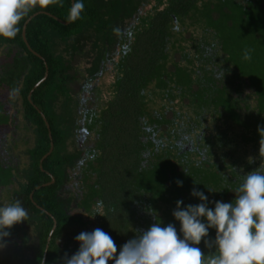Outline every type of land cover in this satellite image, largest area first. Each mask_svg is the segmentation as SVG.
I'll return each instance as SVG.
<instances>
[{
	"label": "flooded vegetation",
	"instance_id": "af4514ba",
	"mask_svg": "<svg viewBox=\"0 0 264 264\" xmlns=\"http://www.w3.org/2000/svg\"><path fill=\"white\" fill-rule=\"evenodd\" d=\"M150 1L155 0H90L89 5L95 9V13L84 19L81 29L72 37H68L66 44L60 40L59 46L56 47V54L59 52L66 61L67 69L64 72L66 80L57 94L43 93L44 110L36 109L39 115L41 112L40 116L47 128L44 137L40 135L34 122L25 112L27 107L22 103V97L17 89L19 79L13 78L15 81H12L7 76L15 59L19 60L23 56L19 52L20 50L22 52V49L17 45L9 46V43L0 38V81L6 85V93L10 90L14 93V96L8 99L12 110L4 113L8 118L7 125L13 129L12 132H15V135H10L11 131L7 132V125H0L2 128L5 127L4 133L2 131L0 133L3 137L2 145L5 147L2 151L8 156V163L2 167L10 169L9 183L0 186V206L16 201L15 193L18 189L25 187L29 178L32 177L39 147L47 145L48 148L40 157L38 166L49 180L41 182L36 189L42 190L50 185L56 187L54 194L57 206L63 211L67 224L62 223L63 230H60L61 232L54 238V249L59 252H69L68 257H71L79 248V243L74 237L81 232H91L96 228L103 230V220L110 210V207L103 202L104 190L97 180L102 153L100 144L104 117L113 100L115 83L122 72L118 63H124L127 55L132 51L138 33L145 29L148 20L146 17L152 11L150 7L154 5V2L150 5ZM162 1L164 7L169 5L175 7V4L172 5L173 0ZM102 9H105V13ZM173 16L175 15L172 14L171 17L173 21L170 25L171 31L176 29L184 31ZM12 46L19 51L14 52L10 63L8 61L4 63L6 59L3 60L1 56L10 54L11 50L7 49ZM199 47L198 50L206 49L202 52L205 59H200L201 63L205 64V69H210L212 74H215V67L219 66L223 73L217 78L226 79L228 87L231 83L235 84L230 95L235 104L239 105L237 108L239 115L244 118L246 115L253 125L262 121L264 129V121L254 119L252 114L253 110H256L258 115V110L253 107V100H251L254 91L232 71L227 74V71L224 72L227 65L221 63V53L216 59L212 56L217 49L216 45L213 47L207 45L213 51L212 55L209 54L210 56L206 55L208 52L206 45ZM176 51L180 53L179 50ZM31 52L43 59L36 51L31 50ZM184 54L185 57L189 56ZM173 57L168 56L173 62L181 61L180 64H182L185 61L183 55L178 61ZM211 58L213 64L202 62ZM74 59H76L75 63L71 64ZM200 65L197 62L194 66L191 65L192 73L186 77L189 83L185 87L181 86L185 92L184 96L179 95L181 89L173 88L174 83L169 84L171 86L167 91L176 95L173 98L170 96L166 98L167 101H171L172 106H166L161 112L149 106L148 110L142 112L139 117L137 130V139L141 144V148L137 151L139 178L140 173L144 171V163L150 158L157 160L161 158L152 156H171L170 167L164 168L165 181L162 184L163 189H160V197L155 194V191L159 192V190L153 189L152 193L147 186L138 189L142 190L132 203L133 210L131 220L128 221L129 225L127 227L126 214L121 226L120 238L116 241L121 246L132 239L137 231L147 230L155 222H160L162 227L169 223L174 224L179 235V222L172 215L176 208V201H183L181 209L189 204H199V198L190 195L192 189L196 188L204 192L209 202L218 200L231 202L234 199L233 190L241 181L242 175L264 168V131L260 132V138H255L257 134L253 132V129L250 131L247 128V132L246 128L231 120L233 111L226 114L222 105L215 106L213 87L211 91L206 92L205 82L199 81L204 68ZM225 75L231 77L225 78ZM9 82H14L16 87L10 88ZM74 82H76L75 86ZM35 89L31 88L28 92L29 101ZM235 89H241V92L238 91L237 94ZM196 92L200 93L196 94ZM197 95H202V104L198 103ZM167 111H171L170 118L166 116ZM161 113L165 120L161 118ZM48 116L54 117L52 130L47 120ZM155 116H158L160 120L156 121ZM163 125L165 129L161 128ZM243 125L246 127V121ZM248 133L253 138H249ZM49 157L56 158L55 176L50 173L48 166L42 167L43 160ZM0 164H3L1 159ZM150 172L151 170L148 169L147 175ZM178 181L182 182L181 186H178ZM32 195L33 192L29 197L31 198ZM45 195L43 199L46 204ZM98 201L103 202V208H97ZM36 206L46 215H50L52 220L54 219L49 211L37 204ZM208 206L214 208V203H209ZM30 224L31 226H28L25 221H22L14 224L12 229L6 230L9 235L0 238V264H12L18 258H23L24 264H32L39 247V224ZM53 225L52 222L49 233ZM56 227L55 220V227L46 238L42 254L43 258L45 252L43 264H46L47 250ZM48 237L49 241H47ZM214 237L215 229H209V235L204 239L211 240ZM4 239L5 244H3ZM34 239L36 243L33 247L31 242ZM204 239L196 246L202 251L205 249L209 251L204 245ZM20 240H23L22 244Z\"/></svg>",
	"mask_w": 264,
	"mask_h": 264
},
{
	"label": "trees",
	"instance_id": "16d2710c",
	"mask_svg": "<svg viewBox=\"0 0 264 264\" xmlns=\"http://www.w3.org/2000/svg\"><path fill=\"white\" fill-rule=\"evenodd\" d=\"M197 2L198 0H173L172 5L175 4V7H177V5L179 7L177 10L176 8L170 7V3L167 4L169 5L167 7L163 5L152 10L146 17L148 20L145 29L138 33L132 51L129 54L137 59L132 57L128 64L125 62V68H122L120 77L116 81L113 100L109 104L104 117L103 133L100 144L102 153L97 177L98 182L100 185L102 184L101 186L104 190L103 202L110 207V210L103 220V231L111 235L115 243L120 238L119 234H121L120 231H122L121 226L125 220V215L127 214L128 216L127 222L130 221L133 210L132 203L138 194H140L139 190L136 189V184L139 180L138 153L134 152H137L138 149L141 148L140 141L137 139V130L139 117L142 114V104L145 106L149 103L150 107L154 109L156 107L155 110L159 111L160 109L162 111L166 106H172V103H170L171 101H167L166 98L169 96L172 98L176 96L167 91L171 85L168 84V82H170L168 81L169 78L165 76L166 72L169 70H167L163 58H167L168 56L172 58L173 53L176 51V48L174 51L170 50L174 37L178 42L177 50L184 51L182 46L187 45L184 43L186 39L182 36V40L180 41V36L178 35H183L184 32L187 31V26H181L184 28V31L177 29L175 33L178 32L179 34L174 33L171 38L168 33L173 31H171L170 28V25L173 24L171 18L172 14L175 15L178 22L180 20L183 22L185 21V10L188 12ZM83 3L85 5L84 11L81 14V18L75 22L62 24L45 13H39L34 16L28 22L25 30V39L29 48L26 46L22 36V26L25 20L30 15L44 10L60 20L67 22L68 9L72 4L71 0H60L58 4L49 6L46 9L37 8L33 10V12L21 22V30L15 38H2V40L9 43V46L17 45L22 49V52L21 50L19 52L22 53L23 56L20 57L19 60L18 58L15 59L13 66L7 72V76L12 81H15L16 78L19 79L17 89L22 97V103L27 107L25 112L27 116L30 117L31 121L34 122L38 132L43 137L46 135L47 128L36 109L44 110L43 104L45 105V100L43 96L45 92H55L57 94L66 80L64 74L67 69L66 61L63 60L62 57L59 58V52L56 54V47L59 46L60 40L64 41L66 44L68 37H72V35L76 34L81 29L84 19L91 17L92 14L95 13V9L89 5L90 0H83ZM202 24V28L196 27L192 29V31L197 30L193 32L194 34L192 33L193 37L191 41H189V44L193 47L191 52H193L192 56L194 63L197 62V64H201L200 66H203L204 70L205 64L201 63L200 57L202 56V52H205L206 49L201 48L198 50L197 46L209 45L213 47L216 45L217 48L220 49V44L223 42L219 39L217 31L211 28L209 22L203 20ZM212 29L213 31H211ZM178 46L180 47L178 48ZM30 49L40 54L43 59L33 54ZM167 51H169L170 55L167 54ZM181 53L185 61H183L182 66H180L181 61L174 62L175 65L177 64L176 66L174 65V70L175 67H186L185 70L187 71L185 72V76L188 77L189 74L192 73V69L190 68L192 66L187 64L188 58L185 57L184 52ZM219 53H221V51H219ZM194 63L192 64L193 66ZM45 64L48 72L47 77L35 90H33L31 101H29L27 99V94L31 88H33L34 84L43 77ZM155 76H158V78L164 82H162L161 85L151 83L150 81L155 80H151ZM175 78H177L178 81L174 82L173 88L176 90L181 89L179 95L182 97L185 93L181 87L182 82L179 81L178 77ZM2 80L4 81V78H2ZM8 85L10 88L16 87L14 82H9ZM150 85H153L154 88L149 89L148 87ZM2 115L6 114L0 108V125L5 124L1 123ZM161 115V118L165 120L162 113ZM47 120L52 130L54 117L48 116ZM47 148V145L39 147L38 153L35 156V167H33L32 177L29 178L25 187L20 190L18 189L15 193V200H19L21 205L28 212V218L25 223L28 226H31L30 223L39 224V247L38 252L33 258L32 264H40L46 238L53 222L50 215L48 216L45 212L38 209L36 204L43 207L46 211H49L57 222V227L53 232L47 250L46 264H64V258L65 256L68 257L69 252H59L54 249V238L61 232L60 230H63V228L61 229L62 223H66L63 211L57 206L54 194L56 187L55 185H50L42 190L36 189V186L40 185L41 182H47V180H49V177H47L38 166L39 159ZM55 161L56 158L50 159L49 157V159L43 160L42 163L43 168L48 166L53 176L56 175L54 170ZM9 181L10 174L3 183L0 182V186L2 184H8ZM147 188L152 191L150 186H147ZM46 191L48 193H46ZM31 192H33V195L30 198L29 195ZM41 192L44 195L46 193L45 199L47 200L46 204H48V206L45 204L43 199L44 195H42ZM116 245L118 249L121 247L118 243H116ZM12 264H24V260L23 258H18L15 260V263Z\"/></svg>",
	"mask_w": 264,
	"mask_h": 264
},
{
	"label": "clouds",
	"instance_id": "9594fccd",
	"mask_svg": "<svg viewBox=\"0 0 264 264\" xmlns=\"http://www.w3.org/2000/svg\"><path fill=\"white\" fill-rule=\"evenodd\" d=\"M60 0H0V38L12 39L20 32L21 22L33 10L46 9ZM83 0H73L67 19L81 18ZM242 59H251L245 49ZM182 185L181 181L177 182ZM231 202H209L204 192L193 188L190 195L199 204L186 205L176 201L172 215L179 222V235L174 224L153 223L119 249L113 238L101 228L81 232L74 239L78 250L64 258V264H264V168L242 175L233 190ZM214 203V208L208 206ZM103 208V202H97ZM95 216V215H93ZM91 216V217H93ZM27 210L19 200L0 206V238L9 235L5 229L26 221ZM215 229L214 239H204ZM182 237V238H181ZM209 249L206 255L199 245Z\"/></svg>",
	"mask_w": 264,
	"mask_h": 264
},
{
	"label": "rangeland",
	"instance_id": "374dc122",
	"mask_svg": "<svg viewBox=\"0 0 264 264\" xmlns=\"http://www.w3.org/2000/svg\"><path fill=\"white\" fill-rule=\"evenodd\" d=\"M154 2V5H153ZM150 1V5H153L150 7V10H154L155 8H159L163 5V1L161 0H155V1ZM153 8V9H152ZM176 10L179 8L178 5ZM186 15H185V21H179V25L181 26H187V31L184 32L183 35H180L176 30L169 32V36L172 38L174 33L179 34L180 36V41L182 40V36L185 37L184 43L187 45L182 46V49L184 48V51L177 52L175 51L173 54V58L178 61L182 59V54L181 52L186 53V58H188L187 64L192 65L194 63L193 61V56L191 55L193 52L192 51V46L189 44L193 37V32L196 30L192 31L193 28H202L203 27V20L205 22H209L211 28H213L215 31H217L219 35V39L222 40V44H220V49H215L214 54L211 48H208L207 45V54L206 55H212L214 59L219 54V51H221V63L226 64V68L224 69V72L226 74L230 71L234 73L235 76H238V78H242V82L246 83L248 87H250L253 91L254 94L251 95V100H253V107L257 108L259 111V114H256V110H253L252 114L254 115V119H260L264 121V0H198L197 4L193 7L190 8V10H185ZM100 12V11H99ZM102 12L105 13V9H102ZM206 13V14H205ZM212 13V14H211ZM205 14V15H204ZM180 26V27H181ZM213 29L211 31H213ZM191 33V34H190ZM193 33V34H192ZM191 35V36H190ZM226 38V40H225ZM172 42V41H171ZM170 42V43H171ZM177 40L173 39V44L170 46V50L174 51L175 48L177 50ZM204 44V43H203ZM184 45V44H183ZM200 46V45H199ZM197 46V49L200 47ZM180 46H178L179 48ZM196 47V46H195ZM245 49L251 50V59L250 60H244L242 59L243 52ZM7 50H11L10 54L6 55L4 54L1 56V58L4 60V63L8 61L10 63L12 61L11 56L14 54L15 51H19L15 46L8 47ZM130 54V53H129ZM127 55L126 60L121 62L119 65L120 70L122 71V68H125V62L126 64L129 63V60L134 57L133 55ZM191 55V56H190ZM209 55V56H210ZM208 56V57H209ZM13 57V56H12ZM62 55H59V58H61ZM205 56H202L200 58L205 59ZM207 57V56H206ZM224 59L222 60V58ZM134 59H137L134 57ZM76 59H74L72 63H75ZM163 62L165 66H167V71L166 72V77L169 78L168 84L173 85L174 82H177L178 79L175 77L179 78V81L182 80V85L183 87L187 86L189 83V79L186 78L185 70L186 67L183 68H176L174 70V62L170 61L169 58H163ZM202 62L205 63H211L213 64L212 58L210 60H202ZM229 62V63H228ZM183 63V62H182ZM177 65V64H176ZM175 65V66H176ZM182 66V64H180ZM223 66V65H222ZM216 71L215 74H212L211 70L209 69H204L202 70V78H199V81L205 82V89L206 92L211 91V88L213 87L214 90V104L215 106L217 105H222V109L224 112L227 114L231 111H233V115L231 116V120L236 123L237 125H240L244 128L253 129V132L257 134L255 135V138H260V132L264 131L262 128L263 122L259 121L256 124H251L249 121V118H245L241 115H239V111L237 108V104L233 101L230 93L231 89L235 86L234 83H231L229 87L226 84V79H219L217 76L219 75L220 77L222 76L221 73L222 70L219 66L215 67ZM168 73V74H167ZM220 73V74H219ZM231 73V72H230ZM224 77V76H223ZM231 76L225 75V78H230ZM155 79V80H153ZM184 79V80H183ZM150 81L151 83L159 84L161 85L162 80L158 78V76L153 77ZM230 83V82H229ZM244 83V84H245ZM73 85H76V82L73 83ZM116 85V83H115ZM114 87V85H112ZM115 88V87H114ZM149 89H153L154 86L150 85L148 87ZM198 88V87H197ZM6 85L0 81V108L2 111L5 113L11 112L12 108L11 103L8 102V99L14 96V93L10 90L8 93H6ZM236 93L238 94L241 92V89H235ZM239 91V92H238ZM200 92H196V94H199ZM253 96V98H252ZM198 97V103L202 104V95H197ZM197 101V99H196ZM186 102V101H184ZM151 103V102H150ZM159 107V106H158ZM157 107V108H158ZM149 108V103L148 105L146 104L145 106L142 104V112H146ZM156 109V107H155ZM159 109V108H158ZM159 111H161L159 109ZM171 111H167L166 116L168 118L171 117ZM257 115V117H256ZM156 121L160 120L158 116H155ZM246 121V127L243 125L245 124ZM1 123H5L6 125L8 124V118L6 115L1 116ZM154 123V122H153ZM10 126L7 125V132H10V135L14 134L15 132H12V128H9ZM4 128L5 127H0V133H4ZM162 129H165V126H161ZM258 130V132H257ZM248 132V131H247ZM249 138H253L252 135L248 133ZM245 139V138H244ZM3 142V137L0 136V159L3 161V164H0V182L3 183V181L6 179V177L10 174V169L2 167L4 164L8 163V156L7 153L2 151L5 147L2 145ZM135 151V150H134ZM137 153V152H134ZM152 157H161L160 159H149L146 163L143 164L144 166V171L140 173V178L136 184V189L138 190L139 188H144L145 186H150L152 189L159 190L155 191L156 196L160 197L161 192L160 189H163L162 184L163 181H165V167H170L169 159L171 156L168 155H158V156H152ZM13 163V161H9V163ZM15 162V161H14ZM159 163V165H158ZM151 170L150 174L147 175V170ZM142 189L139 191L141 192ZM148 202H150L148 200ZM129 225V222H127V227ZM12 229V227H11ZM5 229L4 231H6ZM122 230V229H121ZM21 244L23 240L19 241ZM35 239L34 241L31 242V244H35ZM3 244H5V239L3 240ZM205 254L207 255L209 253L208 250H203Z\"/></svg>",
	"mask_w": 264,
	"mask_h": 264
},
{
	"label": "water",
	"instance_id": "95a60500",
	"mask_svg": "<svg viewBox=\"0 0 264 264\" xmlns=\"http://www.w3.org/2000/svg\"><path fill=\"white\" fill-rule=\"evenodd\" d=\"M71 2L73 3V0H71ZM39 13H41L40 11L39 12H36V13H34V14H32V15H30L26 20H25V22H24V24H23V26H22V36H23V40H24V42H25V44H26V46L29 48V46H28V44H27V41H26V39H25V30H26V26H27V24H28V22L34 17V16H36L37 14H39ZM42 13H45V14H48L49 16H52L51 14H49V13H47V12H42ZM54 19H56L58 22H60V23H62V24H67L66 22H64V21H62V20H60L59 18H56L55 16H52ZM173 18H175L174 16H173ZM31 50V49H30ZM39 57V56H38ZM47 74H48V72H47V66H46V64H45V72H44V75H43V77L34 85V89L37 87V86H39L45 79H46V77H47ZM40 115H42L41 114V112H40ZM53 228H52V230H51V232L53 231V229H54V227H55V220L53 219ZM51 232L49 233V235L51 234ZM47 241H49V237H48V239H47ZM46 249H47V246H46V248H45V251H46ZM43 260H42V262H41V264H43V261H44V259H45V252H44V255H43V258H42Z\"/></svg>",
	"mask_w": 264,
	"mask_h": 264
}]
</instances>
